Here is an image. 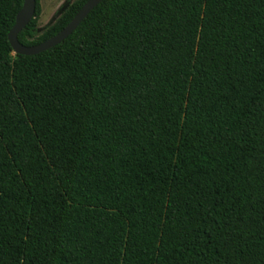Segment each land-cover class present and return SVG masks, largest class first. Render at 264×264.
I'll return each instance as SVG.
<instances>
[{"label": "trees", "instance_id": "16d2710c", "mask_svg": "<svg viewBox=\"0 0 264 264\" xmlns=\"http://www.w3.org/2000/svg\"><path fill=\"white\" fill-rule=\"evenodd\" d=\"M75 0L25 46L59 34ZM0 0V264H264V0H104L16 55Z\"/></svg>", "mask_w": 264, "mask_h": 264}, {"label": "water", "instance_id": "95a60500", "mask_svg": "<svg viewBox=\"0 0 264 264\" xmlns=\"http://www.w3.org/2000/svg\"><path fill=\"white\" fill-rule=\"evenodd\" d=\"M104 0H88V2L80 9L73 20L59 34L51 39L35 46H25L19 42V34L29 25L35 18L36 0H24V5L16 17V22L8 38L16 55L35 56L44 53L61 44L81 25L87 16Z\"/></svg>", "mask_w": 264, "mask_h": 264}, {"label": "rangeland", "instance_id": "374dc122", "mask_svg": "<svg viewBox=\"0 0 264 264\" xmlns=\"http://www.w3.org/2000/svg\"><path fill=\"white\" fill-rule=\"evenodd\" d=\"M75 0H40L41 15L38 22V34L41 35L52 26L64 10Z\"/></svg>", "mask_w": 264, "mask_h": 264}]
</instances>
